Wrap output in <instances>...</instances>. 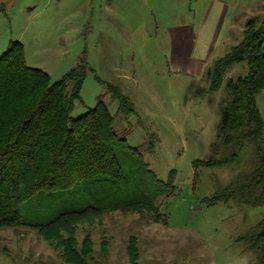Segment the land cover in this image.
I'll return each mask as SVG.
<instances>
[{
    "label": "rangeland",
    "instance_id": "rangeland-1",
    "mask_svg": "<svg viewBox=\"0 0 264 264\" xmlns=\"http://www.w3.org/2000/svg\"><path fill=\"white\" fill-rule=\"evenodd\" d=\"M263 15L264 0H0V57L10 42L20 43L26 65L44 72L51 84L83 60L88 70L71 117L103 102L115 134L140 150L157 179L165 183L173 176L172 192L155 201L165 224L116 211L77 227V250L90 238L86 264H132L127 248L133 241L135 264L257 263L236 239L264 217V206L205 203L254 169L253 146L245 144L231 165L195 168L194 162L212 155L228 101L226 83L247 73L245 64L233 65L220 89L210 92L212 63L241 40L247 20ZM231 16L236 22L226 40ZM102 82L117 86L134 112L121 114ZM255 102L264 122V89ZM63 195L64 204L46 203L53 214L85 204ZM36 212L47 214L37 201L21 207L25 221ZM54 246L32 229L3 228L0 264H68Z\"/></svg>",
    "mask_w": 264,
    "mask_h": 264
},
{
    "label": "trees",
    "instance_id": "trees-1",
    "mask_svg": "<svg viewBox=\"0 0 264 264\" xmlns=\"http://www.w3.org/2000/svg\"><path fill=\"white\" fill-rule=\"evenodd\" d=\"M241 36L212 63L210 92L220 89L233 65L245 64L247 73L226 83L228 101L222 108L212 155L195 161L194 167L231 165L245 144L253 146L255 167L216 190L205 201L208 207L228 202L264 206V122L255 102L264 89V15L247 20ZM87 70L81 60L51 84L44 72L26 65L20 43L10 42L0 57V229L34 230L60 247L68 264L91 260L90 238H84L77 250L74 233L79 225L100 221L105 214H146L154 223L165 224L155 201L172 192L173 182L171 174L165 183L158 180L140 150L115 134L113 118L103 102L78 118L71 117ZM103 84L121 114L134 112L117 86ZM153 147L151 141L147 150ZM63 194L69 199L76 196L85 204L60 208L53 214L54 206L64 204ZM51 199L54 206L47 208ZM32 201L39 202L47 214L36 212L25 221L21 207ZM236 240L247 244L256 264H264V217ZM127 250L135 264L134 241Z\"/></svg>",
    "mask_w": 264,
    "mask_h": 264
},
{
    "label": "crops",
    "instance_id": "crops-1",
    "mask_svg": "<svg viewBox=\"0 0 264 264\" xmlns=\"http://www.w3.org/2000/svg\"><path fill=\"white\" fill-rule=\"evenodd\" d=\"M235 22H236V19L233 16H231L230 20L228 18L227 23H226V27L224 29V31H225L224 39L229 40L231 38V34H232L233 29H234ZM199 39L202 40L203 36H200Z\"/></svg>",
    "mask_w": 264,
    "mask_h": 264
}]
</instances>
